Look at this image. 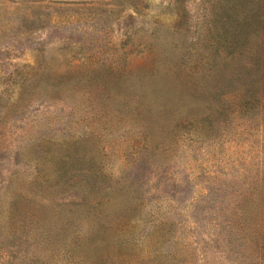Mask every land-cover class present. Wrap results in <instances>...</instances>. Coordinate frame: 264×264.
Masks as SVG:
<instances>
[{
    "label": "rangeland",
    "instance_id": "rangeland-1",
    "mask_svg": "<svg viewBox=\"0 0 264 264\" xmlns=\"http://www.w3.org/2000/svg\"><path fill=\"white\" fill-rule=\"evenodd\" d=\"M228 1L0 0V264H264V40L217 34L262 0Z\"/></svg>",
    "mask_w": 264,
    "mask_h": 264
},
{
    "label": "trees",
    "instance_id": "trees-1",
    "mask_svg": "<svg viewBox=\"0 0 264 264\" xmlns=\"http://www.w3.org/2000/svg\"><path fill=\"white\" fill-rule=\"evenodd\" d=\"M229 5L234 9L240 8L241 10L251 8V0H229ZM229 25L223 26L218 31L219 40L224 43H233L235 41L244 40L248 41L253 33H258L259 37L264 40V0L257 3V7L252 14H246L244 19H238L234 15H230L228 19ZM256 59L254 61L255 69L250 73L248 77L236 88H239L235 94V98L238 100V103L243 108H264V84L263 89L259 84V74L262 73L264 79V61L261 59ZM254 75V76H252ZM256 75V76H255ZM230 86L231 85L230 83ZM233 88V87H231ZM233 90V89H232ZM236 90V89H234ZM219 101H222V111L229 106V97H226L224 93H218L215 95ZM213 120V119H212ZM261 177L255 182L254 187L251 188L249 193L245 197L246 205L250 201H257V204L261 203V206L264 205V169L261 172ZM242 225V230H246L247 222L244 219ZM230 227L234 228L233 223H229ZM259 231L257 234L264 235V225H258ZM252 230H255L252 229ZM15 243V242H14ZM23 242L20 241V244ZM92 246H95L98 249V237H92L84 240L83 238H77L70 243H65L64 257L62 263L59 264H86L88 255L81 253L79 250H84L86 248L90 249ZM79 249V250H78ZM87 254V253H86ZM103 261L102 257L100 261H97L95 264H100ZM104 262V261H103ZM48 260L38 253H17L11 255L9 261H4V264H47Z\"/></svg>",
    "mask_w": 264,
    "mask_h": 264
}]
</instances>
